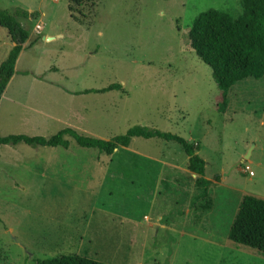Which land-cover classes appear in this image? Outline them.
<instances>
[{
    "label": "rangeland",
    "instance_id": "374dc122",
    "mask_svg": "<svg viewBox=\"0 0 264 264\" xmlns=\"http://www.w3.org/2000/svg\"><path fill=\"white\" fill-rule=\"evenodd\" d=\"M211 9L242 14L240 0H88L72 11L69 0H0L2 11L34 16L22 21L30 39L14 82L120 86L52 105L63 122L38 137L71 125L101 140L134 126L170 133L198 146L211 181L200 197L185 153L158 139H133L112 157L75 143L68 152L24 147L17 168L0 169V264L74 255L101 264H264L263 253L228 241L242 197L264 199V78L236 84L227 111H216L211 69L189 46L194 20ZM11 44L0 28V64ZM17 116L3 104L0 133L15 131ZM134 163L151 176L124 185L115 166L132 165L131 174ZM130 219L135 227L122 223Z\"/></svg>",
    "mask_w": 264,
    "mask_h": 264
},
{
    "label": "trees",
    "instance_id": "16d2710c",
    "mask_svg": "<svg viewBox=\"0 0 264 264\" xmlns=\"http://www.w3.org/2000/svg\"><path fill=\"white\" fill-rule=\"evenodd\" d=\"M88 0H69V11L72 7H82ZM242 14L232 17L228 13L208 10L201 13L193 22L189 32V46L212 72L219 94L215 100V109L224 114L229 104L230 90L247 79L264 78V0H240ZM34 18L27 11L15 10L10 14L0 10V28L6 30L13 47L0 64V101L8 84L14 77L17 60L23 46L30 39V31L24 29L22 21ZM120 90L119 85H111L102 90H86L80 94H104ZM69 137L82 149L97 150L108 157L120 150L130 147L133 139H158L178 145L188 158L187 169L194 174L200 197L207 198L211 181L206 178V164L199 155L197 145L170 133L142 126L130 128L125 135L111 140L79 135L71 129H65L50 138L27 136H0V145L17 146L25 144L30 147L69 148ZM132 173L120 168L127 179L133 177L137 183L151 176L150 170L134 163ZM148 173V174H146ZM130 174V175H129ZM133 175V176H132ZM147 182L152 186L155 181ZM218 180V178H216ZM139 184V185H140ZM228 241L237 246L249 248L264 254V199L253 195H244L236 215L229 228ZM39 264H101L79 256H59Z\"/></svg>",
    "mask_w": 264,
    "mask_h": 264
},
{
    "label": "crops",
    "instance_id": "0c3cea01",
    "mask_svg": "<svg viewBox=\"0 0 264 264\" xmlns=\"http://www.w3.org/2000/svg\"><path fill=\"white\" fill-rule=\"evenodd\" d=\"M26 44L23 46V50L19 58L21 57L24 49L27 48ZM11 47H13V44H11ZM15 71L17 74L18 71L16 70V67H15ZM15 77L16 76L14 75V77L8 84L4 94L2 95L0 101V114H2L3 104H5V106L11 105L13 107V112L18 113L17 117L20 118L21 124L15 127L16 128L15 131H8V130L2 131V133H0L1 137L26 135L27 137L31 136L32 138V136H36V137L40 135L44 136L42 133L47 132L49 130L51 126V122H58V123L63 122L61 119L59 120L58 117L52 113L54 112L52 105L58 106V104L62 103L63 101H67L68 99L79 98L80 92H84V91H80V89L72 87L69 83L67 84L59 83L56 81H51L49 83H42L36 81L35 78H32L34 79L33 81L14 82ZM71 88H75L76 90H73ZM36 101H40V105H33ZM52 101H54L56 105L53 104ZM17 109H21L22 113H20ZM66 129H71L76 133L80 132L78 131V129H76V127L74 130V125H71V127L67 126ZM29 130L37 131V133L30 132ZM66 140L69 141L70 145L68 149H64V150H66V152L72 149L75 150L74 147L76 143L74 142V140L69 137H66ZM24 147H30V146L25 144H20L17 146L0 145V169L5 170L6 166L10 168L12 167L17 168V163L16 161H14L15 156L19 149L26 150V148ZM50 149H52L51 151H56L54 150L55 148H50ZM56 149H58V147ZM110 167L111 166H108L107 170H109ZM116 167H124L125 170H128L130 167H132V165H123V166L116 165L115 168ZM108 177L110 176L106 174L104 177L105 180ZM116 177H118V175H116ZM125 180L127 181H122L124 185H126V183H130V181L131 182L133 181L132 179L130 180L127 178H125ZM102 182L105 181L102 180ZM134 221L135 220L130 219V220L122 221V223H125L126 226L135 227L136 222Z\"/></svg>",
    "mask_w": 264,
    "mask_h": 264
},
{
    "label": "water",
    "instance_id": "95a60500",
    "mask_svg": "<svg viewBox=\"0 0 264 264\" xmlns=\"http://www.w3.org/2000/svg\"><path fill=\"white\" fill-rule=\"evenodd\" d=\"M51 40V38H49V40L48 41H50ZM250 157V153H248V156L247 157H245V159H248ZM241 165V163H239V164H237L236 166H234L232 169H235L236 167H238V166H240Z\"/></svg>",
    "mask_w": 264,
    "mask_h": 264
},
{
    "label": "built area",
    "instance_id": "2783aa9c",
    "mask_svg": "<svg viewBox=\"0 0 264 264\" xmlns=\"http://www.w3.org/2000/svg\"><path fill=\"white\" fill-rule=\"evenodd\" d=\"M35 29H36L37 33H39L42 30L40 25H36Z\"/></svg>",
    "mask_w": 264,
    "mask_h": 264
}]
</instances>
